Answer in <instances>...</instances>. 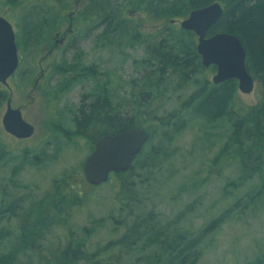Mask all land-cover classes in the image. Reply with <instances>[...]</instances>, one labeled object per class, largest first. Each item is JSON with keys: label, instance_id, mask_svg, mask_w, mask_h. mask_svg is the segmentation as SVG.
<instances>
[{"label": "trees", "instance_id": "1", "mask_svg": "<svg viewBox=\"0 0 264 264\" xmlns=\"http://www.w3.org/2000/svg\"><path fill=\"white\" fill-rule=\"evenodd\" d=\"M53 1L63 10L67 7L62 3L63 0ZM214 1L222 4L223 14L211 27L209 34L227 32L238 37L245 50L246 69L258 81V102L242 114L232 111L237 91L236 80L215 85L205 77L203 80L195 78V74L205 71L196 53L195 35L191 31L179 27L176 29L167 24L162 29L167 30V38L164 35L162 38L167 39V59L164 56L160 59L161 62H167V75L164 70L155 69V76L149 75L140 82L130 79L126 83L130 85L131 95L132 91L139 89L141 92H153L156 100H160V86L166 81L167 84L175 81L174 88L196 85V89L188 94L178 108L171 110L172 113L166 116H153V112L159 111L166 101L147 99L146 95H143L140 105L129 98L120 100L116 92L118 86L108 78L105 97L89 103L86 94H82L74 112L76 114L73 115L74 134L67 137L72 140L76 135L85 139L89 152L93 148V140L104 134L133 127L142 128L147 134V141L132 160L129 169L109 176V179L113 177L117 182V191L112 196L113 211L100 219H92L90 216L88 226L74 228L71 222L73 212L70 211L85 208L86 202L93 197L83 191L86 182L77 170L65 171L61 178L52 179L51 191L39 199L29 201L27 196L25 202L29 204L26 206L21 202V197L13 196L11 201L8 200L4 186L0 190V248L3 247L0 249V264H122V257L126 258L124 264H197L203 256L208 239L220 229L231 211L240 213L249 204L260 199L264 188V0H92L79 12L82 19L90 16L95 19V24L84 28L82 36L87 37L89 32L101 27L99 34L102 38L100 37L98 46L107 47L113 54L121 55L122 51L118 49L121 44L133 47L142 41L135 26L124 17L129 7L142 9L149 18H184L191 10ZM9 2L15 3V8H19L23 0H6L4 5ZM30 8L39 10L40 7L33 5ZM58 17L61 15L58 14ZM24 20L25 34L21 39H15L21 52L23 40L26 43L24 47L29 46V50L41 43L38 38L43 33L49 34L54 30H50V24L47 25L43 16L39 18L25 15ZM60 20L56 23H60ZM150 46L163 48L158 43ZM122 56L120 63L125 60L123 54ZM75 68L77 71L79 67ZM87 68L88 66L81 68V71H86ZM209 70L214 71L215 67L209 66ZM110 74L108 72V76ZM79 75L85 76L81 72L70 78H78ZM0 98L3 100L4 94H0ZM181 110L187 111L189 117L183 119L175 114ZM121 111L124 113L121 114ZM152 121L156 122L152 127L155 131L159 129L162 137L167 130V146L170 140L182 133L188 121L202 130L198 138L200 142L216 129L217 140H211L210 145L220 144L213 164L219 167L223 163L235 165L237 174L234 180L226 183L228 188L234 185L238 189L249 184L248 181L259 178L252 194H246V200L242 204L241 198L237 199L227 210L198 229L184 225L185 215L182 212L169 220L154 204L146 207L142 197L143 187L147 186V179L155 166L161 167L164 159V141L161 140L160 152L149 145L151 128L148 124ZM223 128L224 134H218V131L222 133ZM223 137L224 140L221 141ZM58 151L62 154L63 150L60 147ZM58 151H54L55 155ZM4 155L6 153L0 150L2 164L5 162ZM23 159H28L25 154ZM34 162L28 163L36 165ZM142 170L148 173L145 179H142ZM159 170L161 169L157 168L156 172ZM12 177L15 188L17 185L14 176ZM86 186L92 188L90 185ZM107 221L112 227L108 234L115 233L121 227V235L108 239L102 245L96 244L90 250V237L107 227ZM54 227H60L67 233L63 246H59V240L50 241L48 238L50 229ZM8 233L11 235L10 244H5ZM243 264H264V250H260L254 258Z\"/></svg>", "mask_w": 264, "mask_h": 264}, {"label": "rangeland", "instance_id": "2", "mask_svg": "<svg viewBox=\"0 0 264 264\" xmlns=\"http://www.w3.org/2000/svg\"><path fill=\"white\" fill-rule=\"evenodd\" d=\"M4 2L6 0H0V16L11 23L16 40L25 34L23 25L25 15L39 18L43 16L47 25L50 24V30L54 29L50 33L51 37L47 38L48 34L43 33L38 38L41 43L29 50V46L24 47L26 43L23 40L24 45L20 47L22 52L17 48L19 61L15 72L6 80V84L0 83V94H4V99L0 98V150L6 153L3 162L5 165L0 163V190L2 191V187L5 186L8 200L11 201L13 196L21 197L23 200L21 202L26 206L29 204L25 202L27 196L30 198L29 201H35L49 193L52 179L61 178L65 171L77 170L81 175L83 161L89 153L88 143L76 135L72 140L67 137L74 132L72 117L81 94L97 92L95 90L98 86L107 92L109 78L118 86L116 92L120 100L125 97L140 105L142 99L137 90L132 91L131 95L130 85L126 82L130 79L140 82L146 77L142 76L145 71L141 66L144 62L152 60L147 46L155 45L162 40L163 35L167 33V30L162 29L167 27V24L176 29L180 28L179 22L183 18L167 19L163 16L149 18L142 9L129 7L124 17L135 26L136 33L142 41L133 47H124L121 44L118 49L122 51L125 60L120 63L121 59L123 60L122 54L116 55L107 47L98 46L101 27L89 32L87 37L82 36L85 27L95 24L93 16L82 19L79 15L87 3L86 0H63L62 3L67 5L64 10L53 0H23L19 8H15L13 2L7 5H4ZM33 5L40 7L39 10L30 8ZM165 9L167 10V6ZM58 14L61 17H58ZM59 19L60 23H56ZM162 32L163 35H160ZM62 35L65 37L64 40L61 43L56 42V47L52 48L54 38ZM166 35L164 36L167 38ZM50 48L51 52L48 51ZM91 64L98 70L94 73L96 76L91 79L80 75L78 78L76 76L70 78V75L76 73L82 72L85 75L81 68ZM75 67H79L77 71ZM108 72L111 73L109 76ZM214 73L215 70L210 71L207 67L204 72L195 74L194 77L201 80L205 77L212 83ZM174 85L175 81L168 84L166 81L160 86V100H156L152 92V100L166 101L153 116H166L167 112L178 108L188 94L196 89V85L193 84H188L184 88H174ZM7 99H10L11 107L18 108L22 118L33 125L34 132L29 138L16 139L4 131L1 119ZM258 100V81L254 79V88L250 93L236 91L232 111L242 114ZM177 114L183 119L189 117L185 110ZM155 125V121L148 124L151 128L149 145L160 152L161 140L164 141L162 145L164 159L161 167L155 166L152 175L148 177L142 197L146 207L154 204L167 219L176 218L177 213L182 212L185 215L184 225L198 229L227 210L237 199L241 198L242 204L246 200V194H250L259 183V178H254L253 181H248L249 184L238 189L234 188V185L229 188L226 186L227 182L235 179L237 172L233 164L223 163L220 167L213 164L220 144L210 145L211 140H217L216 129L212 135H207L200 142L198 138L202 130L188 121L182 133L170 140L167 146V130L162 137L159 129L155 131L152 127ZM224 131L223 128L222 133L218 131V134L223 135ZM223 140L224 137L221 141ZM60 147L63 150L62 154L58 151ZM54 151H58L56 155ZM24 154L28 159H23ZM32 161L36 165L28 163ZM157 168L161 170L156 172ZM147 175L148 173L142 170V179L147 178ZM12 176L17 185L15 188ZM262 176L264 178V172ZM86 185L83 186V191L93 197L86 202L85 208L70 211L73 212L71 222L74 228L88 226L90 216L92 219H100L114 208L112 196L117 191V182L113 177L96 188ZM106 225V229H100L90 237L88 241L90 250H93L96 244L102 245L110 238H117L123 231L120 227L109 235L108 231L112 230V227L108 221ZM66 236V231L54 227L50 229L48 238L50 241L59 240V246H63ZM207 242L203 256L197 264H243L254 258L260 250H264V188L263 195L258 201L249 204L240 213L231 211L220 229L214 232ZM125 259L122 257V264L125 263Z\"/></svg>", "mask_w": 264, "mask_h": 264}, {"label": "water", "instance_id": "3", "mask_svg": "<svg viewBox=\"0 0 264 264\" xmlns=\"http://www.w3.org/2000/svg\"><path fill=\"white\" fill-rule=\"evenodd\" d=\"M222 14L223 6L214 1L191 10L179 22V26L196 36V53L201 59L202 67H215L211 78L213 84L236 80L237 90L248 94L254 88V78L246 69L245 50L240 40L227 32L209 34V30ZM18 61L12 25L0 16V83L6 84V80L15 72ZM1 122L4 131L16 139L29 138L34 132L33 125L22 118L20 110L11 107L10 99L7 100ZM147 139L146 133L139 127L97 138L92 151L82 164L81 173L85 181L92 186H98L106 182L111 173L128 170Z\"/></svg>", "mask_w": 264, "mask_h": 264}, {"label": "flooded vegetation", "instance_id": "4", "mask_svg": "<svg viewBox=\"0 0 264 264\" xmlns=\"http://www.w3.org/2000/svg\"><path fill=\"white\" fill-rule=\"evenodd\" d=\"M87 1V3L85 4V5H87V4H89L90 2H92V0H86ZM56 32V31H55ZM54 32V33H55ZM51 33V32H50ZM50 33L48 34V36H47V38L50 36ZM163 33L164 32H162V33H160V35H163ZM167 34V33H166ZM166 34H164V35H166ZM64 36H65V34H64ZM167 36V35H166ZM51 37V36H50ZM64 38L65 37H63V35L62 36H60L59 38H57V37H55L54 38V45H52V48L53 47H56L55 46V43L56 42H62L63 40H64ZM52 39V38H51ZM158 44H161V45H163V48L162 47H160V46H147V50H148V52L151 54V56H152V60H149V61H146V62H144L143 63V65L141 66L142 67V69L145 71L143 74H142V76L143 77H147V76H155L156 74L153 72V70H155V69H161V70H164L165 71V74L167 75V62H161V60L160 59H162L163 58V56L165 57L164 59H167V39L166 40H160L159 42H158ZM52 48H50L48 51L49 52H51V49ZM164 54V55H163ZM92 67L94 68V70L95 71H93L92 72ZM91 70V71H90ZM95 72H98V70L94 67V65L93 64H91V65H89L88 66V68L86 69V71H85V76H88V77H90V79L91 78H93L94 77V73ZM99 73H101L100 71H99ZM77 74V73H76ZM76 74H72V75H70V77L71 76H74V75H76ZM80 74V73H79ZM155 74V75H154ZM158 74V73H157ZM159 75V74H158ZM96 76V75H95ZM96 82V81H95ZM137 82V81H136ZM100 87L98 86L97 88H96V90L95 91H97V92H93V93H89V92H85V93H83V94H86V99H87V101L89 102V103H92V102H95L96 100H98L99 98H100V100L102 99V97L104 96L105 97V93H106V91L105 90H102L101 88L99 89ZM91 92V91H90ZM137 93H138V95H139V97L141 98V99H143V95H146V98L147 99H151V98H153L152 97V94L151 93H148L147 91H145V92H141L139 89H137ZM82 95V94H81ZM8 100V99H7ZM7 100H6V103H7ZM79 102H80V100H79ZM11 104V103H10ZM124 112L123 111H121V114H123ZM172 112H167V114H171ZM178 112H176L175 114H177ZM74 114H76V113H74ZM73 114V115H74ZM153 114H156V112H153ZM72 119H73V117H72ZM97 138H99V137H97ZM97 138H95V140H93V142H92V144L94 145V142L96 141V139ZM92 145V146H93ZM5 224L7 223V221L5 220V222H4ZM9 224H10V221L8 222ZM10 239H11V235H10V233H8L7 235H6V237H5V244H10Z\"/></svg>", "mask_w": 264, "mask_h": 264}]
</instances>
